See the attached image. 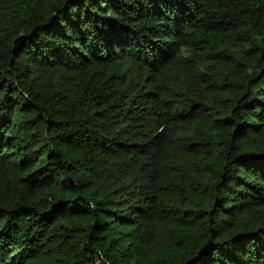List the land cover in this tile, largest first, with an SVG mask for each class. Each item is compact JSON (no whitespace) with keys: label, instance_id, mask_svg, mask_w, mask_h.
<instances>
[{"label":"trees","instance_id":"trees-1","mask_svg":"<svg viewBox=\"0 0 264 264\" xmlns=\"http://www.w3.org/2000/svg\"><path fill=\"white\" fill-rule=\"evenodd\" d=\"M0 264H264V0H0Z\"/></svg>","mask_w":264,"mask_h":264}]
</instances>
